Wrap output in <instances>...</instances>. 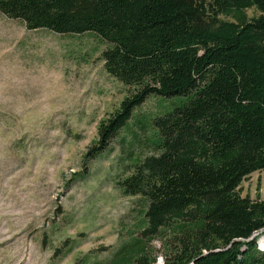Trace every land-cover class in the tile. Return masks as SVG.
<instances>
[{
    "label": "trees",
    "instance_id": "trees-1",
    "mask_svg": "<svg viewBox=\"0 0 264 264\" xmlns=\"http://www.w3.org/2000/svg\"><path fill=\"white\" fill-rule=\"evenodd\" d=\"M0 12L105 42L98 57L125 93L98 120L82 169L148 94L171 98L149 118L154 151L115 180L144 198L146 241L109 264H264V195L237 190L264 168V0H0Z\"/></svg>",
    "mask_w": 264,
    "mask_h": 264
},
{
    "label": "rangeland",
    "instance_id": "rangeland-1",
    "mask_svg": "<svg viewBox=\"0 0 264 264\" xmlns=\"http://www.w3.org/2000/svg\"><path fill=\"white\" fill-rule=\"evenodd\" d=\"M104 45L91 31L26 28L0 12V264H109L146 241L144 198L115 180L124 164L154 151L149 118L171 98L148 94L82 169L98 120L125 93L103 69ZM237 190L262 197L264 168ZM146 245L160 260L159 239Z\"/></svg>",
    "mask_w": 264,
    "mask_h": 264
},
{
    "label": "water",
    "instance_id": "water-1",
    "mask_svg": "<svg viewBox=\"0 0 264 264\" xmlns=\"http://www.w3.org/2000/svg\"><path fill=\"white\" fill-rule=\"evenodd\" d=\"M262 235H264V234H262Z\"/></svg>",
    "mask_w": 264,
    "mask_h": 264
}]
</instances>
